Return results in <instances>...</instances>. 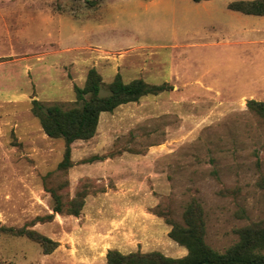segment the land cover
I'll return each instance as SVG.
<instances>
[{
    "label": "rangeland",
    "instance_id": "1",
    "mask_svg": "<svg viewBox=\"0 0 264 264\" xmlns=\"http://www.w3.org/2000/svg\"><path fill=\"white\" fill-rule=\"evenodd\" d=\"M242 0H0V226L52 212L49 189L78 216L31 229L58 243L50 254L0 234V264H106V253L181 258L158 209L182 222L202 207L217 252L264 219V16L228 9ZM95 69L102 82L142 79L172 89L102 113L89 140L47 137L31 101L68 105ZM101 94H106L102 89Z\"/></svg>",
    "mask_w": 264,
    "mask_h": 264
},
{
    "label": "trees",
    "instance_id": "2",
    "mask_svg": "<svg viewBox=\"0 0 264 264\" xmlns=\"http://www.w3.org/2000/svg\"><path fill=\"white\" fill-rule=\"evenodd\" d=\"M199 1V0H195ZM228 9L245 15L264 16V0H242L228 4ZM105 89L106 94H101ZM167 83L151 85L142 79L123 82L116 74L113 80L104 84L95 69H90L83 87H75V101L68 104H43L31 101V113L39 121L41 129L49 138L64 141L65 151L58 169L65 171L71 167V144L78 140L94 137L102 113H110L117 107L137 102L148 95H158L171 90ZM247 109L264 119V102L249 100ZM52 199V212L20 228L0 226V234L26 237L37 243L43 254L52 253L58 243L31 229L34 224L50 222L54 214L78 216L84 206L85 193L79 192L70 200L64 201L54 189L48 190ZM170 225L169 237L186 249L181 258L166 257L159 252H134L122 254L115 250L106 253V264H264V219L239 228L237 241L220 253L208 246L204 240L205 222L201 205L191 200L182 213V222H176L168 209H158ZM30 226V227H28Z\"/></svg>",
    "mask_w": 264,
    "mask_h": 264
}]
</instances>
